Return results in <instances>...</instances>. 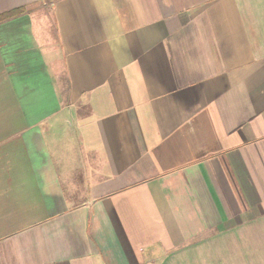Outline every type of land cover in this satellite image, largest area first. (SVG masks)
<instances>
[{
  "label": "crops",
  "instance_id": "0c3cea01",
  "mask_svg": "<svg viewBox=\"0 0 264 264\" xmlns=\"http://www.w3.org/2000/svg\"><path fill=\"white\" fill-rule=\"evenodd\" d=\"M0 264H264V0H0Z\"/></svg>",
  "mask_w": 264,
  "mask_h": 264
},
{
  "label": "trees",
  "instance_id": "16d2710c",
  "mask_svg": "<svg viewBox=\"0 0 264 264\" xmlns=\"http://www.w3.org/2000/svg\"><path fill=\"white\" fill-rule=\"evenodd\" d=\"M18 11H19V10H14V11H11V12H9V13H6V14H4L3 16L0 17V20L5 19V18H7V17H11V16L15 15L16 12H18Z\"/></svg>",
  "mask_w": 264,
  "mask_h": 264
}]
</instances>
